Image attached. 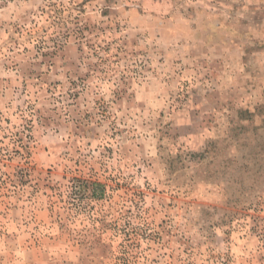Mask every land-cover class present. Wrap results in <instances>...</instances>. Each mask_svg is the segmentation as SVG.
<instances>
[{"label": "rangeland", "instance_id": "1", "mask_svg": "<svg viewBox=\"0 0 264 264\" xmlns=\"http://www.w3.org/2000/svg\"><path fill=\"white\" fill-rule=\"evenodd\" d=\"M36 2L0 4V35L11 29L7 39L17 46L27 35L23 52L31 57L22 71L44 85L49 101L73 109L80 146L74 157L60 153L66 165L41 168L25 143L36 139L33 121L16 133L13 152L27 159L11 169L12 157L0 159L9 169L0 175V264H264V0H191L164 21L153 9L166 0H141L126 23L108 22L118 15L117 0H104L99 23L88 15L97 0H67L70 10L65 0L19 7ZM8 3L17 7L3 11ZM37 11L52 24L37 25ZM25 25L39 32L25 33ZM86 59L94 62L81 72ZM239 65L255 77L245 86L250 99L217 102L214 78ZM61 70L64 79H52ZM113 75L121 87L111 103L97 100L81 112L93 77ZM131 97L148 117L136 129L142 136H128L123 120L107 123L112 106ZM61 120L56 107L37 109L50 141ZM81 147H103L108 159L137 149L143 157L132 171L126 164L105 177L103 164L92 165Z\"/></svg>", "mask_w": 264, "mask_h": 264}, {"label": "clouds", "instance_id": "2", "mask_svg": "<svg viewBox=\"0 0 264 264\" xmlns=\"http://www.w3.org/2000/svg\"><path fill=\"white\" fill-rule=\"evenodd\" d=\"M3 3H5V0H0V4ZM190 3L191 0H166L160 10L153 9V11H156L155 19L157 21H164L166 12L171 13L172 19H174L175 13L179 8L185 7ZM97 4L99 7L96 5L92 6L96 8V11L93 12L90 8L88 15L96 17L97 23H99V11L100 8L105 6L104 0H97ZM16 7V3H8L7 7L2 10L7 12ZM19 7L21 9L27 7L35 11L38 7H48V3L46 0H37L36 3L19 5ZM64 7L67 10L71 8V6L67 4V0H65ZM142 7L143 4L141 0H117L114 12L118 13V15H114L112 20L108 22L114 23L119 21L121 23H126L128 22L126 18L138 15L137 9ZM125 9H128V11H125ZM145 15H151V13L146 12ZM36 16L39 17V19H37V25L44 24L45 21H47L45 26L52 24V21L48 20L47 16L38 11L36 12ZM12 19L16 20L17 17L13 16ZM7 27L8 26L5 25V28ZM22 31L25 33L32 31L35 33L39 32V28L36 25H25ZM9 35H15V33L9 29L7 35H0V159L6 162L7 157H12V164L9 165V169L13 168L16 164L24 166V159H27V156L25 155L24 159H22L15 155L13 149L19 148V144L16 143V133L20 132L23 134L24 125L27 120H32L34 125L32 134L36 139L33 141H25L26 144L31 143L33 145L31 149L33 153L31 163H39L41 168L54 162L58 163L59 166H64L67 164L68 158L75 156V150L80 146L79 138L73 135V129L75 128V112L73 109L67 108L63 103L49 101L47 93L43 90L44 85L42 83L39 87H36V81L27 80L22 69L31 57V53L23 52V46L27 44L28 37L26 34L24 36H18L17 39L21 41V44L17 46L8 41L7 36ZM33 39H35V36H33ZM93 62L94 60L86 59L85 66L80 69L81 72H88L89 68L87 65ZM17 65H19V67ZM245 67L246 66L239 65L225 68L214 78L212 87L214 91L219 94L216 97L217 102L232 101L239 103L243 101L245 104L247 103L250 97L246 94V82L249 80L255 82V77L252 75V72H246ZM252 71L254 72L255 69ZM260 71L264 72V68H261ZM50 76L52 79H64L63 70H61V76H55L53 74H50ZM93 79L96 81L93 87L88 88L82 93L81 100L83 103L80 105L79 109L81 112L91 110L97 100L101 101V103L108 102L110 104L114 99L113 93L121 87L118 79L114 75L108 76V79H105L104 76H94ZM149 79H151V77ZM108 80H111V83H109ZM25 82H27V88L24 86ZM261 83L264 84V80H262ZM52 95L55 96L57 93L54 92ZM85 97H87V100H85ZM47 107H56L62 117L60 122L62 131L55 141H50L47 136H44V133L49 132V129L37 123V109L42 110ZM117 108L122 110L117 111ZM137 112H140L139 116ZM65 113H67V115H65ZM157 114L158 113L153 112L152 116H156ZM147 119L146 113L140 111V105L137 104V97H131L127 106L122 104L112 106L111 119L108 120L107 123L110 124L112 121H116L119 124L120 121L123 120L125 123L121 126L129 129L128 136H142L144 130L141 129L137 131L136 129H139L140 125ZM6 120H11V123H5ZM95 126V124L89 125V127ZM55 128L56 126L54 125L52 131H55ZM5 137L7 138L5 139ZM141 142H143L142 139L134 143ZM64 145L68 147L64 148ZM46 146L49 150L45 153L43 149ZM62 151L67 152L69 157L61 160L60 153ZM102 151L103 147L99 149L94 147H81V155L85 156L92 165L96 164L98 160L103 164V175L105 177L113 174V168L118 170L126 164L129 165V167L125 168V172L132 171L130 165L136 163L139 167L143 157V153L139 149L126 159L121 157L108 159L107 154L103 157L100 155ZM88 153H91V155H87ZM68 166L71 167V165ZM0 169H2L0 175L3 174V171L9 170L3 169L2 164H0ZM38 174L39 172L33 174V180L36 179ZM77 190H79V186H77ZM93 190V187L90 186L84 191V195L86 197L90 196ZM87 202L90 203V201ZM239 243L243 246L245 241H239Z\"/></svg>", "mask_w": 264, "mask_h": 264}]
</instances>
